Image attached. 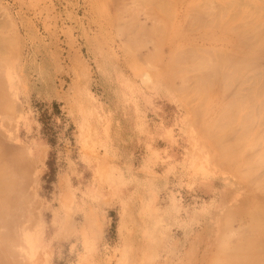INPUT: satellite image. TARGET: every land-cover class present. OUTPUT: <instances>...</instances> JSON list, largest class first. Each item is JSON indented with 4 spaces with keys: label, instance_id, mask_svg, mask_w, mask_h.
<instances>
[{
    "label": "rangeland",
    "instance_id": "rangeland-1",
    "mask_svg": "<svg viewBox=\"0 0 264 264\" xmlns=\"http://www.w3.org/2000/svg\"><path fill=\"white\" fill-rule=\"evenodd\" d=\"M263 29L264 0H0L6 264L264 263Z\"/></svg>",
    "mask_w": 264,
    "mask_h": 264
},
{
    "label": "crops",
    "instance_id": "crops-1",
    "mask_svg": "<svg viewBox=\"0 0 264 264\" xmlns=\"http://www.w3.org/2000/svg\"><path fill=\"white\" fill-rule=\"evenodd\" d=\"M87 109L84 107H80L77 109V115L80 113L84 114V111H86ZM26 115V114H24ZM78 115V116H79ZM22 116H20V120H22L24 122V120L22 119ZM82 116V115H80ZM29 115H28V121H29ZM80 121L81 123V119L78 118V122ZM84 122V121H83ZM26 124V122H24V125ZM5 118L4 115L0 114V133L4 134V127H5ZM90 125V124H89ZM80 126V124H79ZM17 132L19 131L18 128H16ZM91 128L88 127V122H87V132L90 131ZM37 143V142H36ZM92 142H90L89 146L91 145ZM26 145H28L26 143ZM29 147V152H30V156L34 155V150H33V146L31 145V147L28 145ZM58 225V224H57ZM57 227V226H56ZM63 231V230H62ZM45 246V245H44ZM5 230H4V219H0V264H6L5 262ZM38 251V250H37ZM51 264V263H50Z\"/></svg>",
    "mask_w": 264,
    "mask_h": 264
},
{
    "label": "bare ground",
    "instance_id": "bare-ground-1",
    "mask_svg": "<svg viewBox=\"0 0 264 264\" xmlns=\"http://www.w3.org/2000/svg\"><path fill=\"white\" fill-rule=\"evenodd\" d=\"M261 17H262V16H261ZM259 23H260V22H259ZM256 25H258V24H256ZM256 25H255V26H256ZM259 25H260V24H259ZM254 28H257V27H254ZM263 30H264V29H263ZM258 31H259V30H258ZM260 31H261V30H260ZM262 32H263V31H261L259 34L261 35ZM257 36H258V35H257ZM263 36H264V35H263ZM262 38H263V37H262ZM262 38H261V39H262ZM257 40H258V39H257ZM257 42H258V41H257ZM234 76H235V74H234ZM241 82H243V81H241ZM261 83H262V82H261ZM258 87H259V86H258ZM262 88H263V87H262ZM251 92H252V91H251ZM254 101H255V99H254ZM261 101H262V100H261ZM261 101H260V102H261ZM263 102H264V101H263ZM263 102H262V104H263ZM237 103H238V102H237ZM239 104H240V103H239ZM235 106H236V105H235ZM250 106H251V105H249L248 107H250ZM252 106H253V105H252ZM260 106H261V103H260ZM259 108H260V107H259ZM259 110H260V109H259ZM250 111H251V110H250ZM259 112H261V111H259ZM263 112H264V111H263ZM251 116H252V115H251ZM262 116H263V115H262ZM263 117H264V116H263ZM263 117H262V119H264ZM253 118H254V117H253ZM262 121H263V120H262ZM251 122H253V121H251ZM259 122H260V121H259ZM263 122H264V121H263ZM251 125H252V124H251ZM251 125H249V126H251ZM257 128H258V127H257ZM258 129H259V128H258ZM244 131H245V130H244ZM245 133H246V132H244L243 134H245ZM261 133H262V132H261ZM260 135H261V134H260ZM254 136H255V135H254ZM257 138H259V136H258ZM257 138H255V139H257ZM237 141H238V140H237ZM255 141H256V140H255ZM250 145H251V144H250ZM259 154H260V153H259ZM263 155H264V154H263ZM258 156H259V155H258ZM257 158H259V157H257ZM261 158H262V156H261ZM254 162H256V161H254ZM259 162H260V161H259ZM250 165H251V164H250ZM250 165H249V166H250ZM252 165H254V164H252ZM262 167H263V166H262ZM245 168H246V167H245ZM256 168H258V167H255L254 170H257ZM249 170H250V169H248V171H247L248 173L250 172ZM243 173H244V172H243ZM245 174H246V173H245ZM262 179H264V177H263ZM263 199H264V198H263ZM259 207H260V206H259ZM259 207H258V208H259ZM262 208H263V207H262ZM260 209H261V207H260ZM147 210H148V209H147ZM262 210H263V209H262ZM262 210H261V211H262ZM259 211H260V210H259ZM261 211H260V212H261ZM254 212H255V211H254ZM254 212H252V213H254ZM255 213H256V212H255ZM263 214H264V213H263ZM168 216H170V214H168ZM251 216H252V215H251ZM263 217H264V216H263ZM258 218H259V217H258ZM153 219H154V218H153ZM255 219H256V218H255ZM261 219H262V218H261ZM32 226H33V225H32ZM150 227H151V228H149L148 233L153 234V225L150 226ZM29 228H30V227H29ZM18 229H19V228H18ZM34 230H35V228H34ZM34 230L32 231V234H31L30 240H29V242H28V249H29V251L32 252V253L35 252V246L33 245V241H32V236H33V234H34ZM21 231H22V230H21ZM16 234H17V233H16ZM19 234H20V233H19ZM21 234H22V232H21ZM17 236L19 237L20 235H17ZM22 236H23V235H22ZM26 239H27V238H26ZM263 240H264V239H263ZM26 242H27V240H26ZM241 242H242V241H241ZM249 242H250V241H249ZM252 242H253V241H252ZM21 245H22V244H21ZM240 245H241V244H240ZM240 245H239V246H240ZM249 245H250V244H249ZM22 246H23V245H22ZM25 246H26V245H25ZM25 246H23V247H25ZM20 247H21V246H20ZM26 247H27V246H26ZM242 247H243V246H242ZM260 247H261V246H260ZM14 248H15V247H14ZM21 248H22V247H21ZM15 249H16V248H15ZM18 249H19V248H18ZM25 249H26V248H25ZM25 249H24V250H25ZM240 250H241V249H240ZM262 250H264V249H261V251L259 250L258 252H263ZM17 252H18V251H17ZM255 252H256V251H255ZM256 253H257V252H256ZM254 254H255V253H254ZM254 254H253V255H254ZM256 255H258V254H256ZM260 255H262V253H260L259 256H260ZM254 256H255V255H254ZM254 256H253V258H254ZM259 256H257V257L255 256L256 259H257ZM251 258H252V257H251ZM253 258H252V261H253ZM259 258H261V257H259ZM244 259H245V258H244ZM254 260H255V259H254ZM245 261H246V262H244V263H240V264L248 263V259H246ZM252 261L249 260V263H250V262L252 263ZM256 261H259V259H257ZM256 261H254V262L256 263ZM260 262H261V261H260ZM258 264H259V263H258ZM260 264H261V263H260ZM262 264H264V263H262Z\"/></svg>",
    "mask_w": 264,
    "mask_h": 264
}]
</instances>
